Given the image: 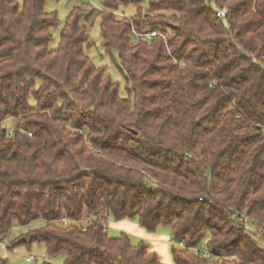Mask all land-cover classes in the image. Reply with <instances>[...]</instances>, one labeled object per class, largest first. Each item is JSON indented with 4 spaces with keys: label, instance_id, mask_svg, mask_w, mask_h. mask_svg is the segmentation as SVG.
Here are the masks:
<instances>
[{
    "label": "trees",
    "instance_id": "trees-1",
    "mask_svg": "<svg viewBox=\"0 0 264 264\" xmlns=\"http://www.w3.org/2000/svg\"><path fill=\"white\" fill-rule=\"evenodd\" d=\"M46 2L0 0V237L42 220L22 241L65 264H167L109 236L111 215L169 225L186 246L171 264H264V0H102L69 12L55 48ZM94 15L126 96L85 53Z\"/></svg>",
    "mask_w": 264,
    "mask_h": 264
},
{
    "label": "rangeland",
    "instance_id": "rangeland-1",
    "mask_svg": "<svg viewBox=\"0 0 264 264\" xmlns=\"http://www.w3.org/2000/svg\"><path fill=\"white\" fill-rule=\"evenodd\" d=\"M21 5L22 0H17ZM74 7H85L86 10L94 9L95 11H100L103 8L102 0H47L45 4L46 11L55 12L58 24L52 29V40L50 42V47L55 48L59 42V34L66 20L67 15ZM136 13L135 5L120 6L115 14L118 17H131ZM85 23V21H84ZM88 31V46L85 49V53L90 57L92 62L105 70V73L112 79V81L118 83L119 91L123 96L127 95L126 83L121 72V65L119 62L117 51L113 50L107 52L101 41L100 36V19L95 17L91 18V21L87 22ZM16 122L14 119H9L3 123V127L14 128ZM85 218V217H84ZM114 218L109 215L107 222L115 223ZM43 224L42 220H37L32 222L30 225L26 226H15L13 227L4 237L7 241L4 243L5 246L1 244L2 237H0V256L6 259V264H42L44 261H48L54 264H65V257L63 254L50 255L45 245L42 242H23L27 234L35 228H38ZM159 230H163L170 235V241L168 243V249L170 252L171 246L174 245L178 247V244L174 242V237L172 234V229L169 225H160ZM156 228V230H157ZM121 230L111 228L108 230V235L111 237L118 236ZM208 234H204L203 237L198 242V248L204 249L208 242ZM132 243L136 244L140 240L131 238ZM3 243V242H2ZM261 247L264 248V242H258ZM30 258V260H26Z\"/></svg>",
    "mask_w": 264,
    "mask_h": 264
},
{
    "label": "crops",
    "instance_id": "crops-1",
    "mask_svg": "<svg viewBox=\"0 0 264 264\" xmlns=\"http://www.w3.org/2000/svg\"><path fill=\"white\" fill-rule=\"evenodd\" d=\"M114 220L115 223L107 222V231L111 228L119 229L121 233L123 232L128 235L131 243V238L133 237L138 240H143L157 253L162 262L167 264L172 263L171 251L169 252L168 249L170 235L167 232L159 230V228L154 232H148L137 223L136 219Z\"/></svg>",
    "mask_w": 264,
    "mask_h": 264
},
{
    "label": "built area",
    "instance_id": "built-area-1",
    "mask_svg": "<svg viewBox=\"0 0 264 264\" xmlns=\"http://www.w3.org/2000/svg\"><path fill=\"white\" fill-rule=\"evenodd\" d=\"M216 15L217 16H220V17H225L226 15V10L225 9H217L216 11ZM132 35L134 36L135 40L136 41H142V42H149L150 40H153L159 36H161L162 34L158 31V30H155V29H151V30H144V31H138V30H135L133 29L132 30ZM264 131V127H261ZM12 132H13V129H11L9 131V136L12 135ZM29 136H31V133H28ZM242 222H246L247 223V226L249 228L248 232H249V235L254 237L255 239L258 238L260 232H261V229L260 228H257L253 222L251 221V219L249 220L248 218H246L244 215L242 217L239 218ZM89 220L88 219H85L83 220V223H87ZM61 222L63 224H67V223H70V220L66 219V218H62L61 219ZM71 222H75V223H80V221L76 222V221H71ZM83 230H85V227L83 228ZM7 241V239L4 237L2 239V242L1 244L3 246H5V242ZM174 242H176L178 244V247L180 248H185L186 246L184 245L183 242L181 241H176L174 240ZM195 250H197L201 255L202 257L206 258V259H211L212 257V253L209 251V250H206V249H200V248H195ZM26 260H30V258H27Z\"/></svg>",
    "mask_w": 264,
    "mask_h": 264
}]
</instances>
